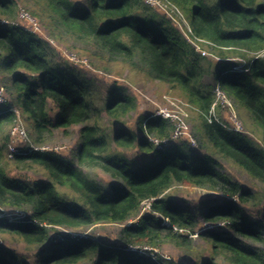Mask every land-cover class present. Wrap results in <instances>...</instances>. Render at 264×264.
<instances>
[{
    "label": "trees",
    "instance_id": "trees-1",
    "mask_svg": "<svg viewBox=\"0 0 264 264\" xmlns=\"http://www.w3.org/2000/svg\"><path fill=\"white\" fill-rule=\"evenodd\" d=\"M43 1L38 9L50 23L47 27L86 37L116 55L141 54L150 66L148 76L154 74L178 89L197 111L200 145H209L228 163L171 139L174 125L164 115L142 114L131 125L138 101L125 86L109 88L103 106L96 107L90 99L92 80L66 59L63 66L50 60V53L59 52L16 21L20 0H0V86L6 89V78L10 85V97L0 108V136L20 121V105L35 124L37 146L54 129L67 133L79 127L72 159L25 143L10 155L12 136H1L0 209L23 214L10 219L0 210V236L34 250L33 264H159L152 253L163 241L175 244L195 264H220L219 259L264 264V253L242 239L264 243V210L256 219L246 210L264 206V0H166L173 8L167 13L143 0ZM138 8L155 11L164 23L148 20ZM169 14L184 25H169ZM215 53L220 61H212ZM229 55L239 59L230 62ZM204 76H211V82L203 83ZM216 86L248 111L243 129L229 128L214 116ZM102 113L110 120L107 128L100 124ZM130 149L138 155L127 153ZM5 161L37 164L46 176L10 175ZM87 169H98L111 181L103 184ZM233 169L245 171L263 188L244 185ZM178 185L206 187L216 194L174 199L171 191ZM144 201L148 208L140 214ZM199 217L208 223L225 222L226 229L200 233L207 247H191L181 233L193 232ZM98 222L122 224L116 243L102 244L80 234L53 235L58 228L78 231ZM130 245H145L152 253ZM24 263L15 252L0 253V264Z\"/></svg>",
    "mask_w": 264,
    "mask_h": 264
},
{
    "label": "rangeland",
    "instance_id": "rangeland-1",
    "mask_svg": "<svg viewBox=\"0 0 264 264\" xmlns=\"http://www.w3.org/2000/svg\"><path fill=\"white\" fill-rule=\"evenodd\" d=\"M39 1V7H42L44 4L43 0H20L16 21L26 25L30 31L32 30L35 33H38L43 39L47 40L48 43L50 42L54 49L59 52V54L50 53L49 58L51 61H54L59 66H63L64 60L66 59L71 63V65L83 71L86 74V77L92 80L91 87L92 93H94V95L91 96L90 99L95 101L96 107L103 106L105 103V95L107 94L109 88H112L114 85L125 86L130 91V93H133L136 96L138 101L137 109L131 113V118L129 119L131 125H135L137 117L142 114L164 115L168 117L170 122L174 125L171 139L185 142L188 146L196 149L198 152H203V150H205L207 153L213 155L215 161L220 162V164L228 163L224 158L216 157V155L212 153V149L209 147V145H200L202 133L198 131L200 128V119L198 117L197 111L186 102L182 96V93L178 89H174L166 82L160 80L157 77H153L154 74L153 76H148L150 66L146 60L144 61L141 54H136L134 57L127 55H116L110 52L100 43L96 44L86 37L78 39L72 37L70 34L59 32L56 29L47 27V25H50V23L46 19H43V16L39 14ZM79 1L82 2L84 0ZM143 1L146 3V5H148L149 8L154 7L156 9H161V11H164L165 9L166 13L171 9L173 10L172 5L166 0ZM47 7L51 12V6L48 5ZM175 10L176 12H179L178 9ZM137 12L140 15L148 16V20L154 19L158 22H163L161 15L156 14L155 11H143L138 8ZM168 18L172 19L168 23L169 25H184L182 22L183 20H178L180 21V24L175 18L172 17L171 14H169ZM166 19L167 18L165 17V20ZM191 42L195 46H198L199 49L204 47L193 40H191ZM204 50L206 51V49ZM212 58V61H220L217 53L213 54ZM227 59L231 62L236 61L239 58L229 55V58ZM5 76L7 77L8 75ZM211 79V76H204L202 77V82L209 83L211 82ZM5 80L7 91L5 89L3 92L6 101V99L10 97V85L8 78ZM214 94L216 95V103L214 104V109L212 110L215 113L214 116H216V118L220 121H223V123L227 124L229 128L243 129L242 118L248 120V111L246 108L239 101L232 98L228 94L225 95L218 88V86H216ZM19 107L20 111L18 110V118L20 121L19 123H16H18V126L20 125L21 130L26 132L29 140L34 142L36 131L35 124L31 119L27 118V115L22 109L21 105ZM0 108H2L1 104ZM109 123L110 120L108 117L102 113L100 115V124L107 128L109 127ZM9 127L10 126L6 127L3 134H10L12 128ZM78 129V126H73L68 128L67 133H65V129L63 128L54 129L51 133H47L45 135V143L40 146L44 149H55L61 154L69 156V158L72 159L77 153ZM11 136L12 141L14 138L15 145H24L23 143L25 140L23 139V136H20L19 138L14 137V135ZM12 141L11 143H13ZM0 142L2 143V141ZM35 146H37V144H35ZM126 152L133 156H136L139 153L135 149H130ZM5 165L7 169L6 171L10 175L17 173L23 175L27 179H40L46 176L44 170L37 164L18 165L15 161H5ZM225 170L229 171L230 169L226 168ZM232 171L234 173V177L241 181V183L244 185L263 188V185L260 184V182L251 177L245 171H239L237 169H233ZM87 173L103 184L111 181V179L104 172L98 169H87ZM171 192L174 199L183 200L191 198L193 195L216 194V192L210 191L209 188L193 187L191 185L174 186ZM181 192L183 194L178 196V194ZM141 207L140 214H142V212L148 208V201H144ZM8 209L9 208H6L5 206H1L0 210L10 219L19 217L23 214V212L20 210L10 211ZM246 210L252 219H256L258 217L257 215H261L260 211L264 210V206H247ZM137 218L130 219L125 224H131L137 220ZM224 223L225 222H218L216 224L208 223L199 217L197 221V227L193 232L186 231L181 233H185L187 235V238L190 240L189 243L191 247H207V243L200 237V233L214 227L226 229ZM121 226L122 224L120 223L98 222L88 225L78 231H72L66 228H58L54 230L53 235L55 237L56 235L58 236L60 234H80L92 237L102 244L116 243L117 239L120 237L119 232L121 230ZM3 236L5 237L6 234H3ZM4 237L0 236V253H2V255L5 254V251H11L19 254V256H22L25 260L24 264L34 263V250L18 244H10L9 240H7L9 236L7 235V238ZM242 239L246 244L257 249L259 248L264 253V243H258L251 239ZM122 246H124V244ZM151 249L152 248H147L146 250L145 248L141 251L143 254L146 253L145 251L152 253ZM200 253L201 255H204L206 251H202ZM152 254L155 255V258L157 256L156 259L159 264H170L177 261L178 259H181L182 264L196 263L191 257L182 254L179 248L169 241L160 242L157 247L153 248ZM218 261L220 264H227L223 259H219ZM77 264H91V262L83 261Z\"/></svg>",
    "mask_w": 264,
    "mask_h": 264
},
{
    "label": "built area",
    "instance_id": "built-area-1",
    "mask_svg": "<svg viewBox=\"0 0 264 264\" xmlns=\"http://www.w3.org/2000/svg\"><path fill=\"white\" fill-rule=\"evenodd\" d=\"M3 90L5 91V87L4 86H0V104H3L5 102ZM18 123H19V121H18ZM18 123H16L12 127L10 134L11 135H14V137H16V138H19L20 136H23L24 137L23 139L25 140V142H24L25 145H27L29 147H33L34 149H38V148L44 149L43 147L41 148V146H35L34 142H32V141L29 140L26 132L20 129V125L18 126ZM12 142L14 143V138H13V141ZM13 143H11L9 145L10 155H13L14 153H16L18 151V146L15 145V143L14 144ZM142 248L139 247V246L132 247V249H135V250H137V249L138 250H141Z\"/></svg>",
    "mask_w": 264,
    "mask_h": 264
},
{
    "label": "clouds",
    "instance_id": "clouds-1",
    "mask_svg": "<svg viewBox=\"0 0 264 264\" xmlns=\"http://www.w3.org/2000/svg\"><path fill=\"white\" fill-rule=\"evenodd\" d=\"M132 247H134V246H131V248H132ZM142 247H144V249L146 248V250H147V248H149V247H147V246H145V245H144V246H141V248H142ZM144 249L142 248L141 250H144ZM149 249H150V248H149ZM141 250H140V251H141ZM145 252H147V251H145Z\"/></svg>",
    "mask_w": 264,
    "mask_h": 264
}]
</instances>
